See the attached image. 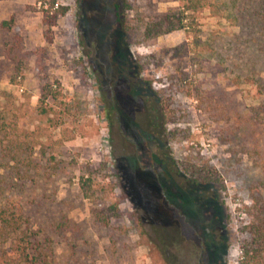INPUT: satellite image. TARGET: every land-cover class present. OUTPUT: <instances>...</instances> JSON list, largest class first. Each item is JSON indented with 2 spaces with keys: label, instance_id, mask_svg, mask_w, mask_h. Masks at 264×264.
I'll list each match as a JSON object with an SVG mask.
<instances>
[{
  "label": "rangeland",
  "instance_id": "obj_1",
  "mask_svg": "<svg viewBox=\"0 0 264 264\" xmlns=\"http://www.w3.org/2000/svg\"><path fill=\"white\" fill-rule=\"evenodd\" d=\"M10 1L0 23L13 16L20 36L0 26V109L32 133L36 166L0 203L27 217L31 240L54 264H251L246 205L264 202V135L213 121L189 93L225 88L264 127V0L187 12L184 28L155 38L146 24L184 0H127L121 27L113 0ZM45 84L60 94L42 112ZM145 98L170 119V139L148 130ZM187 161L213 165L225 189L195 185Z\"/></svg>",
  "mask_w": 264,
  "mask_h": 264
},
{
  "label": "trees",
  "instance_id": "obj_2",
  "mask_svg": "<svg viewBox=\"0 0 264 264\" xmlns=\"http://www.w3.org/2000/svg\"><path fill=\"white\" fill-rule=\"evenodd\" d=\"M116 21L123 23L125 12L129 9L127 0H113ZM211 7L215 13L223 10L226 14L231 12L228 0H184L179 10L172 13H164L149 21L145 26L147 38L159 37L163 34L184 28L187 12H194L205 7ZM67 7H62L56 14L47 15L44 22L52 26L58 14H65ZM14 18L3 20L1 27L16 29L13 26ZM14 31V32H15ZM17 32V33H16ZM16 36H20L16 31ZM58 87L61 83H57ZM190 95L194 96L200 108L213 120L232 126L234 132L252 129L256 136L264 135V127H258L259 118L244 114L235 100L233 92L225 88L205 89L203 87H190ZM190 89V90H191ZM60 94L59 88L54 84L42 86V94L39 98V106H44L42 112H47L48 101L57 100ZM148 106V130L161 141L170 139L171 131L168 130L170 119L159 108L158 103L152 98H145ZM32 133L24 132L19 128L18 115L11 110L0 109V170H8L9 176L0 173V196L10 190L18 180L31 175L30 168H34L33 155L35 144L32 141ZM185 170L190 175V180L195 185L215 184L220 189H225L223 179L218 170L208 162L187 161ZM82 188L86 196H91V178L82 177ZM110 209L117 214L118 208L111 205ZM94 221L100 224H108L110 216L105 214L103 208H94ZM246 212L252 214L253 219L245 226V255L246 262L251 264H264V202H254L246 205ZM29 220L24 214L12 205L0 203V238L8 242V246L2 249L0 264H54L48 257L46 247L42 242L37 244L32 239Z\"/></svg>",
  "mask_w": 264,
  "mask_h": 264
},
{
  "label": "crops",
  "instance_id": "obj_3",
  "mask_svg": "<svg viewBox=\"0 0 264 264\" xmlns=\"http://www.w3.org/2000/svg\"><path fill=\"white\" fill-rule=\"evenodd\" d=\"M0 2H1V1H0ZM14 2H16V1H14ZM0 4H5V5H6V9H7V11L10 12L9 15H12V14L15 13V11H16L15 8H11V9H10V7H13V5H14L13 1H10V0H4V2H3V3H0Z\"/></svg>",
  "mask_w": 264,
  "mask_h": 264
},
{
  "label": "built area",
  "instance_id": "obj_4",
  "mask_svg": "<svg viewBox=\"0 0 264 264\" xmlns=\"http://www.w3.org/2000/svg\"><path fill=\"white\" fill-rule=\"evenodd\" d=\"M39 4L41 6H44L45 8H49V6L51 7V3L48 0H45V1H42V2L40 1ZM55 7L56 8L59 7V3L58 2L55 4Z\"/></svg>",
  "mask_w": 264,
  "mask_h": 264
}]
</instances>
